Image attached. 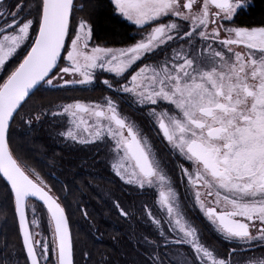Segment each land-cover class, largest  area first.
Listing matches in <instances>:
<instances>
[{"label":"snow or ice","instance_id":"1","mask_svg":"<svg viewBox=\"0 0 264 264\" xmlns=\"http://www.w3.org/2000/svg\"><path fill=\"white\" fill-rule=\"evenodd\" d=\"M110 2L138 39L94 44L90 0H0V217L11 214L23 264L76 260L67 204L14 148L18 117L29 128L50 119L63 140L96 145L120 181L149 197L138 208L113 201L121 217L138 212L150 226L141 264H264V22L235 23L250 0ZM104 72L111 94L98 101L29 107L41 89L93 85ZM126 99L166 155L122 110ZM188 200L230 246L223 253L203 240ZM173 246L187 255L172 259ZM0 264H21L14 246Z\"/></svg>","mask_w":264,"mask_h":264},{"label":"trees","instance_id":"2","mask_svg":"<svg viewBox=\"0 0 264 264\" xmlns=\"http://www.w3.org/2000/svg\"><path fill=\"white\" fill-rule=\"evenodd\" d=\"M76 2L77 4L87 3L88 0H76ZM90 3L92 5L90 11L92 13L93 40L95 42H104L108 45L110 43L122 42L125 38L129 37L132 27L116 14L110 0H90ZM250 3L251 7H248L240 15L239 21L248 26H260L264 22V0H250ZM86 14L87 10L81 15ZM76 91L78 90L75 87H68L66 90L41 89L33 97V100L29 102V107L34 103H42L47 106L50 103L54 105L60 101L69 102L71 99L78 97ZM27 110L26 108L25 111ZM14 128V148L17 154L21 155L22 159H27L28 163L40 171L49 183L54 184L57 194H60L62 197V202L67 204L75 246L76 264H105V262L106 264H141V261L144 259V245L142 243L140 219L136 218L137 216L130 219V223L132 220H134V223L129 225V232L127 234L122 235L112 228L111 232L106 234L103 241L97 240L94 243L92 239L96 237L92 235L90 227L87 225L88 219L85 217L82 219V215L77 211L80 200L78 201L77 199L78 195L76 189L74 191L73 182L66 180V185H68L71 194L67 196L66 200L63 199V193L60 191L62 189V185L60 184L61 172H67L66 169L74 163V158L77 154H79L82 167H89L93 152L91 150H84L76 154L73 152V149L68 150L66 147L68 144L60 141V137L56 135L57 126L50 119H46L43 123H37L32 128H29L18 117ZM63 163L65 167L62 166ZM52 173H55V176H52ZM82 188L84 187L82 186ZM87 202L86 198L81 199V204L85 205L86 208H88ZM80 220L82 221L81 226L83 228L82 235L85 238L78 245L77 235L80 232L78 231ZM201 233L203 240L214 246L219 252L223 253L227 248V244L224 241H222V244L215 242L214 235L211 232ZM6 243L9 246L7 248L5 247ZM13 246L21 260V264H23V252L17 235V229L9 213L7 223L0 217V257L11 251ZM82 251L90 252L91 257L82 256ZM173 252L187 255L186 248L181 250L172 248L169 255L172 256ZM172 259L181 260L182 256H172Z\"/></svg>","mask_w":264,"mask_h":264},{"label":"flooded vegetation","instance_id":"3","mask_svg":"<svg viewBox=\"0 0 264 264\" xmlns=\"http://www.w3.org/2000/svg\"><path fill=\"white\" fill-rule=\"evenodd\" d=\"M246 7L236 18L235 23L241 26H248L239 21L240 15L247 10ZM123 21H125L128 25H130L131 32L129 37L125 38L124 41L118 43H110L107 46L109 47H121L127 43H131L134 39H138L136 26L116 13ZM251 26V25H250ZM94 44H98L92 39ZM104 78H112V74L110 73H98L97 80L93 85L89 86H69L75 87L78 97L80 99L85 100H100L104 95H110L111 93L108 91L106 86L102 84V80ZM122 110L125 113L132 115L143 127L144 133L149 137L151 144L153 145V150L158 152L161 155H166L167 150L165 148V144L161 142L160 138L156 135L155 129L152 128L149 123L146 115L136 110L135 105L131 100L126 99L122 102ZM62 143L68 144L67 149H73L74 153H80V151L88 150L93 152L92 160L89 164V167H82V163L80 161L79 154L75 155L74 163L69 166L67 172H61L60 175V184L63 186L66 184V180L74 183V191L76 189L77 199L79 202V206L77 211L79 214L83 216V210L86 209L89 213L88 226L90 227V231L95 239H92V242H96L97 240L103 241L105 239L106 234H109L112 228L118 233L120 232L122 235L127 234L129 232V225L134 223L133 218H124L121 217L116 209L113 207V201L119 199L121 203L126 208H131L133 204L138 208L140 206L141 201L149 199V197H145L140 194L138 191H133V189L124 184L119 180L118 177L115 176L113 171L110 168V160L106 159L103 155L102 149L98 148L96 145L92 144H81L78 142L65 141L60 138ZM64 158V157H63ZM65 164L63 163L62 166ZM88 165V164H87ZM65 167V166H64ZM61 168V167H60ZM82 186L84 188H82ZM181 192L183 188L181 187ZM86 198L88 200L87 207L81 204V199ZM185 210L189 216V218L194 219L195 223L200 226L201 232H211L214 235V241L220 242L222 244V240L218 238V236L208 227L207 222L204 220L202 214L198 210V207L192 206V201L188 200L185 202ZM136 218L140 219L139 213L137 212ZM80 217V216H79ZM82 221H79L78 224V235H77V243L80 245L83 242L82 235ZM141 236L147 235L151 230L150 226L140 219V229ZM161 246H163V241H161ZM227 247H230L227 245ZM172 248L183 249L179 246H173ZM80 250V249H79Z\"/></svg>","mask_w":264,"mask_h":264},{"label":"rangeland","instance_id":"4","mask_svg":"<svg viewBox=\"0 0 264 264\" xmlns=\"http://www.w3.org/2000/svg\"><path fill=\"white\" fill-rule=\"evenodd\" d=\"M126 19V18H125ZM72 86H77V85H72ZM89 86V85H88ZM59 103H63V101H60V102H58V103H55V104H59ZM54 104V105H55ZM29 142V141H28ZM33 146H34V144H33Z\"/></svg>","mask_w":264,"mask_h":264}]
</instances>
